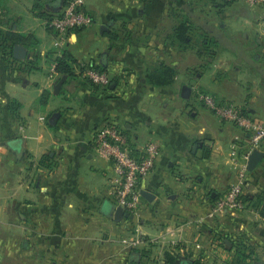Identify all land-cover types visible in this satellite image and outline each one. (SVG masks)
Here are the masks:
<instances>
[{
  "label": "crops",
  "instance_id": "crops-1",
  "mask_svg": "<svg viewBox=\"0 0 264 264\" xmlns=\"http://www.w3.org/2000/svg\"><path fill=\"white\" fill-rule=\"evenodd\" d=\"M68 2L0 0V29L37 41L16 44L21 58L14 46L16 64L0 49V264H169L168 254L176 264H264V141L251 199L213 213L237 179L231 148L247 152L249 134L199 98L213 93L264 122V6L87 0L93 24L55 49L47 22ZM62 50L110 83L79 67L52 72ZM106 119L138 151L161 146L139 216L116 218L113 166L94 142Z\"/></svg>",
  "mask_w": 264,
  "mask_h": 264
},
{
  "label": "built area",
  "instance_id": "built-area-1",
  "mask_svg": "<svg viewBox=\"0 0 264 264\" xmlns=\"http://www.w3.org/2000/svg\"><path fill=\"white\" fill-rule=\"evenodd\" d=\"M87 0H69L64 11L54 17L50 22V27L57 35L54 47L62 49L66 36L70 30L75 28L89 27L94 19L91 15L83 11V5ZM233 2L237 0H224ZM251 5H263L264 0H244ZM61 56L62 52L57 53ZM57 63L52 64V72H55ZM85 75L96 84L108 85L110 80L108 75L98 70L85 67ZM207 107L219 117L232 122L247 134H249V150L240 153L239 145L234 144L231 148V157L238 166L237 179L225 191L213 206V213L234 212L246 206L244 195L250 188L251 177L249 169V159L254 150L259 149L264 141V122L245 114L239 105L234 102H218L211 94L203 93L199 95ZM94 142L100 157L109 161L113 166L114 176L112 179V199L118 207H122L133 216H139L140 206L143 199L142 186L144 180L153 172L157 160L161 154L160 144L153 140L145 147L136 150L122 127L112 119L104 120L98 127ZM143 243L144 238L139 236L136 239Z\"/></svg>",
  "mask_w": 264,
  "mask_h": 264
},
{
  "label": "trees",
  "instance_id": "trees-1",
  "mask_svg": "<svg viewBox=\"0 0 264 264\" xmlns=\"http://www.w3.org/2000/svg\"><path fill=\"white\" fill-rule=\"evenodd\" d=\"M52 17H50L48 19L47 22V26L50 27V22L52 21ZM51 28V27H50ZM36 40L34 39V37L32 35H25L22 33H17V32H11V31H2L0 29V49L2 50H7L9 52H7L6 54H4V59L6 57V59L8 61H10V64H13L16 60L13 57V48L16 44H24L26 45L28 48L36 45ZM56 70L59 73H64V74H69L71 76H74V70L79 67V68H85V67H89L91 69H97V67L94 66V63L91 62L88 65H82L80 64L72 55L70 52L66 51V50H62V54L61 56H58L56 59ZM16 64V63H14ZM90 80V79H89ZM93 82V81H91ZM94 83V82H93ZM242 112L245 114H248L247 111H245V109H242ZM249 115V114H248ZM45 160H47V157H44ZM45 160L42 159V164L45 165ZM244 201H248L247 199H251L249 197H247L245 195ZM249 201H253L249 200ZM241 245V244H239ZM243 250V249H242ZM238 254L241 255V246L237 248ZM168 258V262L169 264H176V258L174 255L168 254L167 255Z\"/></svg>",
  "mask_w": 264,
  "mask_h": 264
},
{
  "label": "water",
  "instance_id": "water-1",
  "mask_svg": "<svg viewBox=\"0 0 264 264\" xmlns=\"http://www.w3.org/2000/svg\"><path fill=\"white\" fill-rule=\"evenodd\" d=\"M102 30L103 31L109 30V27L107 25H104L102 27ZM25 54H26V50L23 46L21 45L15 46L14 55L16 57L21 58V57H24ZM262 158H263V153H261L259 150H254L249 159V169L250 170L255 169ZM142 195L148 198L152 197V195L146 190H142ZM123 216H133V215L126 212L122 207H118L117 212H116V218H122Z\"/></svg>",
  "mask_w": 264,
  "mask_h": 264
},
{
  "label": "rangeland",
  "instance_id": "rangeland-1",
  "mask_svg": "<svg viewBox=\"0 0 264 264\" xmlns=\"http://www.w3.org/2000/svg\"><path fill=\"white\" fill-rule=\"evenodd\" d=\"M211 95L213 96V97H216V96H214V94L213 93H211ZM217 99V98H216ZM258 249H260V248H258ZM262 252H263V250H262ZM1 264H3V263H1ZM6 264V263H5Z\"/></svg>",
  "mask_w": 264,
  "mask_h": 264
}]
</instances>
